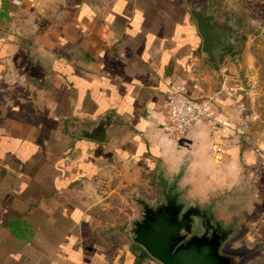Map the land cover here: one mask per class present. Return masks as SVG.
Instances as JSON below:
<instances>
[{
	"label": "crops",
	"instance_id": "crops-1",
	"mask_svg": "<svg viewBox=\"0 0 264 264\" xmlns=\"http://www.w3.org/2000/svg\"><path fill=\"white\" fill-rule=\"evenodd\" d=\"M205 6L237 28L217 75L191 13ZM263 20L264 0H0V264H159L93 227L144 170L231 217L245 264H264V123L231 87L238 30ZM175 77L213 99L215 130L165 134ZM105 118L104 143L81 135Z\"/></svg>",
	"mask_w": 264,
	"mask_h": 264
},
{
	"label": "water",
	"instance_id": "water-1",
	"mask_svg": "<svg viewBox=\"0 0 264 264\" xmlns=\"http://www.w3.org/2000/svg\"><path fill=\"white\" fill-rule=\"evenodd\" d=\"M191 13L202 39L201 53L217 75L234 55L237 28L209 13L208 6ZM110 124L109 118L101 119L81 135L104 143ZM214 217L197 205L188 207L184 201L144 204V212L132 222L129 232L133 243L159 264H231V258L220 253L230 232ZM195 228L200 231L198 235L191 233Z\"/></svg>",
	"mask_w": 264,
	"mask_h": 264
},
{
	"label": "rangeland",
	"instance_id": "rangeland-1",
	"mask_svg": "<svg viewBox=\"0 0 264 264\" xmlns=\"http://www.w3.org/2000/svg\"><path fill=\"white\" fill-rule=\"evenodd\" d=\"M238 37L241 38V54L236 57V74L231 81L234 91L241 93L249 106V115H256L259 121L264 123V20L238 30ZM137 186L127 185L126 188H118L110 193L104 210L96 212L93 227L104 229L107 232H115V236L106 237L110 244L116 241L120 244L128 243L131 239L129 230L132 222L139 220V209L136 202L155 205L160 201V192H165L162 186V178L157 177L154 172L144 170ZM174 179L167 180L171 185ZM230 222L231 217H218L217 219ZM124 228V231L119 230ZM122 232H125L122 236ZM118 233V234H117ZM240 245V246H239ZM230 248L246 251L241 244L233 243ZM244 249V250H243Z\"/></svg>",
	"mask_w": 264,
	"mask_h": 264
},
{
	"label": "built area",
	"instance_id": "built-area-1",
	"mask_svg": "<svg viewBox=\"0 0 264 264\" xmlns=\"http://www.w3.org/2000/svg\"><path fill=\"white\" fill-rule=\"evenodd\" d=\"M167 88L163 130L171 140L182 141L197 123H204L210 130L217 128L213 99L190 97L186 82L181 77L172 79Z\"/></svg>",
	"mask_w": 264,
	"mask_h": 264
},
{
	"label": "flooded vegetation",
	"instance_id": "flooded-vegetation-1",
	"mask_svg": "<svg viewBox=\"0 0 264 264\" xmlns=\"http://www.w3.org/2000/svg\"><path fill=\"white\" fill-rule=\"evenodd\" d=\"M165 192H160L159 194V198L160 201L158 203H166L168 204L169 202L172 201H178L179 203L183 202V197L182 194L174 187L173 184L168 185L165 187ZM157 203V204H158ZM137 207L139 209V217H141L142 213L144 212V203H142V201H137L136 202ZM192 205H188V207H190ZM202 210H205L206 213H208L209 215L213 214L211 207L207 206L204 207ZM216 219V221H218L222 227L226 230L229 231L230 234L228 236V240L227 242L224 244L223 248L221 249V254L228 256L229 258H231V264H245V261L247 260V254L240 251V250H235L229 247V245L233 242L234 240V236H235V232H236V226L234 225V223L232 221L230 222H226L223 221L222 219H217L218 217H214ZM192 235H198L200 233L199 229L195 228L194 230H192Z\"/></svg>",
	"mask_w": 264,
	"mask_h": 264
},
{
	"label": "trees",
	"instance_id": "trees-1",
	"mask_svg": "<svg viewBox=\"0 0 264 264\" xmlns=\"http://www.w3.org/2000/svg\"><path fill=\"white\" fill-rule=\"evenodd\" d=\"M238 39H240V43H241V38L238 37ZM239 46H240V45H239ZM240 54H241V48H240L239 50H236V52H235V55H236V57H238V58H239ZM119 230L124 231V228H120ZM114 244H115V243H114ZM134 246H137V245L134 244Z\"/></svg>",
	"mask_w": 264,
	"mask_h": 264
}]
</instances>
